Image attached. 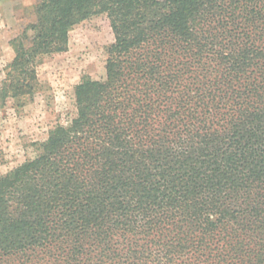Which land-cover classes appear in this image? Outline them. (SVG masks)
<instances>
[{
  "label": "trees",
  "instance_id": "1",
  "mask_svg": "<svg viewBox=\"0 0 264 264\" xmlns=\"http://www.w3.org/2000/svg\"><path fill=\"white\" fill-rule=\"evenodd\" d=\"M0 85L104 15V75L0 174V264H264V0H37Z\"/></svg>",
  "mask_w": 264,
  "mask_h": 264
},
{
  "label": "rangeland",
  "instance_id": "2",
  "mask_svg": "<svg viewBox=\"0 0 264 264\" xmlns=\"http://www.w3.org/2000/svg\"><path fill=\"white\" fill-rule=\"evenodd\" d=\"M37 0H0V85L14 56L10 46L21 29L33 21ZM114 40L108 19L94 16L69 32L67 50L44 57L37 65L33 94L24 104L6 99L0 107V174L33 156V143L46 138L57 122L73 111L74 86L85 76L104 75L105 48Z\"/></svg>",
  "mask_w": 264,
  "mask_h": 264
}]
</instances>
